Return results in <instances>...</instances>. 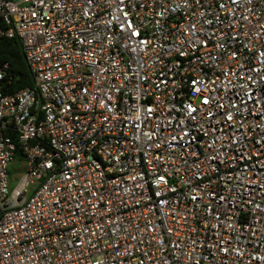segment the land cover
Masks as SVG:
<instances>
[{
	"label": "built area",
	"instance_id": "2783aa9c",
	"mask_svg": "<svg viewBox=\"0 0 264 264\" xmlns=\"http://www.w3.org/2000/svg\"><path fill=\"white\" fill-rule=\"evenodd\" d=\"M12 39L0 264H264V0H0Z\"/></svg>",
	"mask_w": 264,
	"mask_h": 264
},
{
	"label": "trees",
	"instance_id": "16d2710c",
	"mask_svg": "<svg viewBox=\"0 0 264 264\" xmlns=\"http://www.w3.org/2000/svg\"><path fill=\"white\" fill-rule=\"evenodd\" d=\"M8 63L10 73L14 80L11 91L17 92L27 87H34V77L26 62L22 51L21 42L18 39L0 40V64ZM22 160L21 155H17Z\"/></svg>",
	"mask_w": 264,
	"mask_h": 264
},
{
	"label": "rangeland",
	"instance_id": "374dc122",
	"mask_svg": "<svg viewBox=\"0 0 264 264\" xmlns=\"http://www.w3.org/2000/svg\"><path fill=\"white\" fill-rule=\"evenodd\" d=\"M26 173V165L24 162L19 160V157L16 156L13 163L10 165L9 170V180L11 183V188L15 187L19 182L21 181L23 175ZM37 183L33 184L28 188V197H30L34 191V189L37 187Z\"/></svg>",
	"mask_w": 264,
	"mask_h": 264
}]
</instances>
